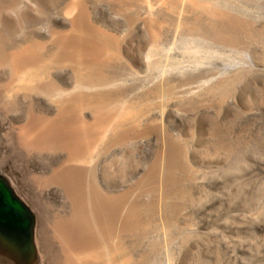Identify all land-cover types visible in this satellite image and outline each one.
<instances>
[{"label": "bare ground", "instance_id": "obj_1", "mask_svg": "<svg viewBox=\"0 0 264 264\" xmlns=\"http://www.w3.org/2000/svg\"><path fill=\"white\" fill-rule=\"evenodd\" d=\"M260 8L264 0H0V180L33 218L22 248L0 234V264H50L52 252L61 264H154L170 241L169 198L190 197L209 161L195 127V150L165 136L164 100L184 76L175 48L200 53L261 33ZM154 64L162 74L137 94L121 86ZM213 107L222 117L226 102ZM186 253L165 264H190Z\"/></svg>", "mask_w": 264, "mask_h": 264}, {"label": "rangeland", "instance_id": "obj_2", "mask_svg": "<svg viewBox=\"0 0 264 264\" xmlns=\"http://www.w3.org/2000/svg\"><path fill=\"white\" fill-rule=\"evenodd\" d=\"M259 10L264 19V9ZM178 47L184 76L164 100V116L169 118L165 136L195 150L199 144L192 134L197 133L189 132L195 127L209 161L197 167V188L190 197L169 198L170 241L154 264H165L168 256L171 263L183 252L193 255L187 259L190 264H264V31L237 32L232 41L214 43L200 53ZM161 74L154 64L140 79L128 77L121 86L135 95ZM217 101L226 102L222 117L214 113ZM7 172L23 195L19 173ZM103 186L97 182L99 190L105 191ZM61 210L70 216L73 206L66 200ZM45 240L41 229L44 252ZM51 255L50 264H61L58 254Z\"/></svg>", "mask_w": 264, "mask_h": 264}, {"label": "water", "instance_id": "obj_3", "mask_svg": "<svg viewBox=\"0 0 264 264\" xmlns=\"http://www.w3.org/2000/svg\"><path fill=\"white\" fill-rule=\"evenodd\" d=\"M32 221L31 214L0 180V234L22 248L29 238Z\"/></svg>", "mask_w": 264, "mask_h": 264}]
</instances>
